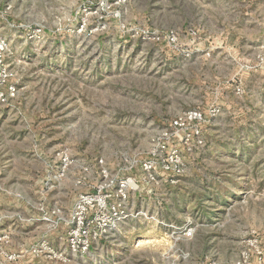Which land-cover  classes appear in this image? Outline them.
Listing matches in <instances>:
<instances>
[{
	"label": "rangeland",
	"instance_id": "374dc122",
	"mask_svg": "<svg viewBox=\"0 0 264 264\" xmlns=\"http://www.w3.org/2000/svg\"><path fill=\"white\" fill-rule=\"evenodd\" d=\"M0 33L19 90L0 104V264H229L252 240L264 254V0H0ZM210 107L177 181L142 182L153 136ZM102 170L134 178L132 212L73 247Z\"/></svg>",
	"mask_w": 264,
	"mask_h": 264
},
{
	"label": "built area",
	"instance_id": "2783aa9c",
	"mask_svg": "<svg viewBox=\"0 0 264 264\" xmlns=\"http://www.w3.org/2000/svg\"><path fill=\"white\" fill-rule=\"evenodd\" d=\"M9 54L10 44L0 33V104H9L19 96L18 77L8 62ZM236 92H240V89L236 88ZM218 111L217 107H210L207 112L194 108L171 119L168 127L153 136L146 156L139 161L135 160V166L142 174L140 180L147 184H158L160 181L175 183L183 172L182 149L192 151V147H203V125L214 118ZM66 165V160L63 159V167ZM97 190L96 195L82 194L75 202L68 238L73 247L87 248L91 233H106L126 219L132 212V208L128 206L129 193H136L138 186L131 176L117 179L102 170ZM183 234L190 238L193 232L189 228ZM247 244L249 248L241 250L229 264H264V254L257 240ZM251 254L254 255V260Z\"/></svg>",
	"mask_w": 264,
	"mask_h": 264
}]
</instances>
